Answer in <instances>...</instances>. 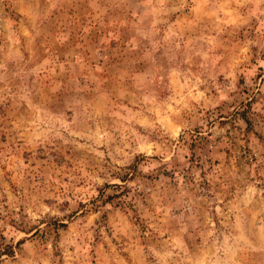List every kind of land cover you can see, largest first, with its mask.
<instances>
[{"label": "rangeland", "instance_id": "obj_1", "mask_svg": "<svg viewBox=\"0 0 264 264\" xmlns=\"http://www.w3.org/2000/svg\"><path fill=\"white\" fill-rule=\"evenodd\" d=\"M0 264H264V0H0Z\"/></svg>", "mask_w": 264, "mask_h": 264}]
</instances>
